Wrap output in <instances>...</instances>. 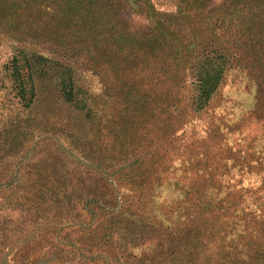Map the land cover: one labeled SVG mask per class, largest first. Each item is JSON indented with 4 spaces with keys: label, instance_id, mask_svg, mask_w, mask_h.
I'll use <instances>...</instances> for the list:
<instances>
[{
    "label": "rangeland",
    "instance_id": "obj_1",
    "mask_svg": "<svg viewBox=\"0 0 264 264\" xmlns=\"http://www.w3.org/2000/svg\"><path fill=\"white\" fill-rule=\"evenodd\" d=\"M151 2L162 13L176 12L174 2ZM218 3L220 0H214V4ZM119 18L133 32L149 26L148 18L129 10ZM29 22L32 31L42 24L48 25L46 19ZM22 27L29 29L25 23ZM17 29L0 25V233L6 235L8 246L0 254V264H111L110 251L123 255L130 264L144 260L162 264L161 248L172 242L167 235L178 221L184 220L180 211L170 209L172 201H181L184 193L168 183L156 186L148 205L137 213L141 224L149 223V228H142L143 236L138 230L135 240L121 234L107 238L104 232L97 236L95 229L101 225L102 215L84 212L80 201L70 207L72 214L63 216L45 212L49 208L43 202L39 208L44 212L34 211L33 202L19 198L28 197L30 185L91 184L94 172L108 168L112 156L127 151L130 142L135 143L133 149L137 153L141 152L138 160L163 147L158 140L161 103L157 95V69L151 73L144 70L143 58L136 66L128 61L120 67L113 64L116 55L107 41L95 43L89 38L80 43L71 38L63 44V50L65 45L71 50L63 51L59 37L70 28L58 26V33L52 30L49 39L36 34L37 37L30 36L21 43L13 39L18 38ZM23 50L75 66L80 88L78 102L65 101L53 67L41 72L40 65L33 70L36 86L33 100H20L8 65ZM185 95L189 97L191 93L185 91ZM188 114L191 124L174 138L184 130L186 136L192 137L190 149L196 155L195 160L204 158L201 153H205L207 145L212 155L219 152L224 167L210 183L207 195L217 194L222 200L232 186L247 192L258 190L257 199L245 196L241 208L252 214L259 205L264 207V160L260 162L264 159V98H259L252 79L243 70H231L207 109L198 114L188 110ZM210 118L217 126L215 145L206 129ZM238 153L240 158H250L246 167L233 160L231 154ZM182 154L179 150L166 162L170 176L182 175L186 165ZM79 176L82 178H74ZM16 198L18 204L11 206ZM68 220L72 222H65ZM38 223L40 226H33ZM166 259L169 261L171 257L168 255ZM199 260L203 263V259Z\"/></svg>",
    "mask_w": 264,
    "mask_h": 264
},
{
    "label": "trees",
    "instance_id": "obj_2",
    "mask_svg": "<svg viewBox=\"0 0 264 264\" xmlns=\"http://www.w3.org/2000/svg\"><path fill=\"white\" fill-rule=\"evenodd\" d=\"M130 1L0 0V25L18 28V38H13L15 42L21 43L37 35L49 39L61 26L70 28L59 37L62 50L63 44L71 38L80 43L90 38L95 43L107 41V46L116 55L113 64H119V67L125 61L136 66L143 58L144 70L151 73L157 69V95L161 103L158 140L163 147L150 157L138 160L141 152L137 153L133 149L135 143L130 142L127 151L112 156L108 168L94 172L91 184L30 185L32 193L19 198L33 202L34 211L44 212L39 208L43 202L49 208L45 212L63 216L72 214L70 207L80 201L84 212L102 215V223L95 229L97 236L104 232L107 238L121 234L135 240L138 230L143 236L142 228H149V223L141 224L137 213L148 205L156 186L168 183L184 193L182 200L172 201L170 207L172 211H180L184 220H177L171 234L167 235V238L172 237V242L161 248L162 264H264V207L259 205L252 214L241 208L245 196L254 201L259 191L247 192L232 186L222 200L217 194L207 195L210 183L224 169L219 152L212 155L213 151L206 145L205 153H201L204 158L198 161L190 149L192 137L186 136L183 130L174 138L191 124L188 110L192 114L205 111L224 78L235 68L246 72L263 100L264 0H220L218 4H214V0H167L176 5V12L172 14L162 13L151 0H133L132 4ZM127 10L148 18L149 26L143 31L128 30L125 21L118 19ZM32 19H46L48 25L57 26L42 24L33 32L29 27ZM24 23L29 29L22 27ZM70 50V46H64L63 51ZM19 53L8 67L20 100H33L36 88L33 70L40 65L41 72L53 67L65 101L78 102L80 88L75 66L51 60L32 50ZM47 64L50 66L46 67ZM185 91L191 95L186 97ZM206 127L208 137L215 145L217 126L212 118ZM179 150L183 151L181 157L186 165L182 175L175 178L166 170V162ZM231 156L240 167L251 162L248 156L240 158L239 153ZM19 198L11 206L18 204ZM233 235H237L236 239H229ZM0 236L1 254L8 246L6 235L0 233ZM122 237L117 238L124 240ZM109 255L111 264H130L114 251ZM137 264L152 263L144 260Z\"/></svg>",
    "mask_w": 264,
    "mask_h": 264
}]
</instances>
